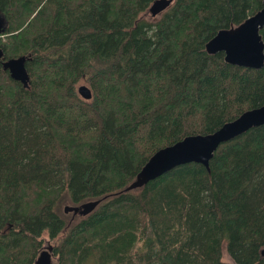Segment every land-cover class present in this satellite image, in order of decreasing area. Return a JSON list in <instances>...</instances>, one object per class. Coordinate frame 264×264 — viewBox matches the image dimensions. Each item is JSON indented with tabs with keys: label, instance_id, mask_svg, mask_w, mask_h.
<instances>
[{
	"label": "trees",
	"instance_id": "16d2710c",
	"mask_svg": "<svg viewBox=\"0 0 264 264\" xmlns=\"http://www.w3.org/2000/svg\"><path fill=\"white\" fill-rule=\"evenodd\" d=\"M153 1L0 0L1 57L29 59L27 88L0 67V264H32L43 233L56 264H264V125L219 145L208 171L123 192L157 150L264 105V63L204 50L262 0H172L151 18Z\"/></svg>",
	"mask_w": 264,
	"mask_h": 264
},
{
	"label": "water",
	"instance_id": "95a60500",
	"mask_svg": "<svg viewBox=\"0 0 264 264\" xmlns=\"http://www.w3.org/2000/svg\"><path fill=\"white\" fill-rule=\"evenodd\" d=\"M172 0H154L148 7L149 17L160 15ZM0 17V34L4 31ZM264 27V0L261 8L254 15L245 19L236 27L218 31L204 46L208 55L222 54L225 64L259 70L264 63V45L260 39L259 31ZM25 57L4 60L0 52V67L7 72L9 78L27 88L29 78L25 70ZM77 95L82 100H89L90 90L85 85H79ZM264 125V105L241 113L236 119L224 123L219 129L208 135H192L184 137L174 144L161 148L153 153L135 175L133 181L125 186L123 192L132 191L146 185L148 182L160 177L171 169L189 164H199L208 171V162L217 147L233 138L240 136L251 128ZM99 203L90 201L79 206L65 205L63 214L85 216ZM47 250L41 251L33 264H53ZM264 251L261 252L263 254Z\"/></svg>",
	"mask_w": 264,
	"mask_h": 264
},
{
	"label": "flooded vegetation",
	"instance_id": "af4514ba",
	"mask_svg": "<svg viewBox=\"0 0 264 264\" xmlns=\"http://www.w3.org/2000/svg\"><path fill=\"white\" fill-rule=\"evenodd\" d=\"M9 228H10V226H8L7 228H4L5 231L3 230L1 233L3 234V233L8 232V231H6V230L9 229ZM40 240H41V243H42V244L39 245V248H38V250H37L36 256H35V258H34L32 264H33L34 261L36 260V257L38 256V254H39L41 251L47 250L48 247H50V251H47V252H48V254H49V257H50L51 261L55 258V255H54V253H53V251H52V245L49 243L48 236H47L46 234L43 233V234H41V236H40ZM55 260H56V259H55Z\"/></svg>",
	"mask_w": 264,
	"mask_h": 264
},
{
	"label": "rangeland",
	"instance_id": "374dc122",
	"mask_svg": "<svg viewBox=\"0 0 264 264\" xmlns=\"http://www.w3.org/2000/svg\"><path fill=\"white\" fill-rule=\"evenodd\" d=\"M159 16V15H158ZM65 205H69L70 206V204H68V203H64L63 205H61L60 206V211H62V208H63V206H65ZM67 217H72V215H71V213H69V214H65ZM74 217V216H73ZM42 244V243H41ZM52 245V244H51ZM221 260L223 261V262H225V263H231V260L229 259V257L227 256V254L223 251L222 252V256H221ZM52 263H54V264H56V262H55V258L52 260Z\"/></svg>",
	"mask_w": 264,
	"mask_h": 264
}]
</instances>
